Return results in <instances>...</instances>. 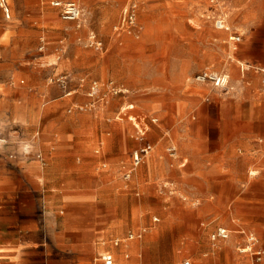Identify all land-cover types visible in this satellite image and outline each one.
I'll list each match as a JSON object with an SVG mask.
<instances>
[{
    "label": "crops",
    "instance_id": "1",
    "mask_svg": "<svg viewBox=\"0 0 264 264\" xmlns=\"http://www.w3.org/2000/svg\"><path fill=\"white\" fill-rule=\"evenodd\" d=\"M7 2L10 17L0 6V264H103L98 256L104 251L114 254L113 264H176L183 257L195 259L194 264H254L253 255L241 253L239 246L245 243L243 231L264 237V79L253 68L264 62H241L244 81L233 96L218 98L209 85L204 97L191 92L180 98L189 100L193 117L211 128L168 135L169 147L176 148L171 154L177 159L173 182L203 202L190 206L174 198L152 221L146 202L153 197L163 201L152 183L161 172L146 174L134 186L141 192L136 202L126 192L137 173L129 180L123 177L125 151L110 154L103 147L96 152V138L104 136L83 129L86 114L65 112L83 109V97L73 94L85 79L80 78V86L74 79L52 86L48 79L36 78V64L23 70L22 59L39 57V40L59 36L55 27L71 20L57 18L61 10L51 0ZM228 2L244 21L253 19L249 0ZM243 41L242 36L239 46ZM188 65L183 62L179 75L181 95L188 88L182 79ZM199 84L192 79L190 87ZM46 98L41 126L35 119ZM57 108L62 114L55 113ZM134 108L128 103L122 110ZM107 133L114 137L113 131ZM88 216L93 223L85 220ZM214 218L221 219L217 228L226 227L229 238H210ZM129 233L135 237L129 239ZM236 238L239 254L247 258L237 253ZM163 244L169 250L166 261L157 253ZM258 247L264 251L260 239ZM259 264H264V254Z\"/></svg>",
    "mask_w": 264,
    "mask_h": 264
},
{
    "label": "rangeland",
    "instance_id": "2",
    "mask_svg": "<svg viewBox=\"0 0 264 264\" xmlns=\"http://www.w3.org/2000/svg\"><path fill=\"white\" fill-rule=\"evenodd\" d=\"M73 1L82 7L80 21H65L63 25L55 27V31L60 32L59 36L52 40L46 38L45 42L39 40V57L22 59L23 70L32 66L31 63L36 64V78L39 81L46 78L52 86L61 83L65 77L68 82L74 79L72 83L77 86H80V78L85 79L84 86L73 94H81L83 100L80 105L84 108L70 111L71 107H68L65 112L78 111L86 114L87 117L81 123L83 129L99 132L104 136L101 139L96 138V152L102 151L103 147L110 154L121 155L125 151L121 156L128 169L132 166L133 152L147 142L153 144L152 153L134 170L138 175H133L126 191L138 202L141 192L134 186L141 182L146 174L161 172L163 176L152 183L163 201H158L152 196L153 199L146 202L150 207L149 215L152 221L154 216H160L161 211L169 208L170 201L174 198H179L190 206L201 205L202 199L192 197L173 182L177 159L169 150L168 135L174 138L177 133L188 129L207 128L208 125L211 128L210 123L199 122L198 117H193L195 113L190 110L189 100L180 99L182 96L188 97L191 92L204 97L211 88L202 84L198 85V89L190 87L192 77L197 71L208 66L220 72L230 73L226 91L215 90L217 97L223 98L238 93L244 81L240 69L241 62H264V0H249L255 15L248 21H244L226 0L229 4L227 10L231 29L242 33L244 37L243 43L237 49H234L230 42H225L230 32L222 30V33H219L221 31L216 28L214 19L206 18L209 17L208 14H212L207 11V0ZM131 1H136L139 9L138 31L130 34L126 27L122 28L121 18L124 8ZM55 16L61 17L59 11ZM79 23L81 26H78ZM92 33L102 42L101 46L90 39ZM42 45L45 47L40 50ZM184 61H189L182 78L188 88L181 95L183 80L179 79V75L182 73ZM47 66L53 68L49 73L44 69ZM95 82L98 86L97 92L90 95ZM121 87L123 90L116 93L115 89ZM48 100L46 98L39 103L35 123H40L41 126L45 122L41 110ZM128 103L135 104V108L122 110ZM62 112V108L55 110L59 115ZM129 115H134L135 118L132 117L131 120ZM109 131H113L114 137H107ZM127 143L125 150L123 148ZM164 183L171 185L175 192L171 193L169 188H164ZM213 204L217 206L218 203ZM75 210L84 212V209ZM103 212L105 213V210ZM85 220L93 223L95 219L88 216ZM218 225H223L221 219L214 218L210 225V238ZM259 239L264 244V237ZM220 241L213 242L216 246ZM239 241L240 239H235L238 254ZM168 251L167 244H163L157 252L160 254L159 258L166 261ZM239 255L247 258L246 255ZM193 260L196 263V260Z\"/></svg>",
    "mask_w": 264,
    "mask_h": 264
},
{
    "label": "built area",
    "instance_id": "3",
    "mask_svg": "<svg viewBox=\"0 0 264 264\" xmlns=\"http://www.w3.org/2000/svg\"><path fill=\"white\" fill-rule=\"evenodd\" d=\"M207 2H208L207 11L212 12V14H208V15L206 14L207 16H209L206 18L214 19L216 28L224 29L230 32L228 38L229 42L231 43L234 49H237L242 40L243 35L238 31H232V29L230 28L231 26L228 21L229 12L227 10L229 4H227L226 0H207ZM51 4L60 8L61 10L60 15L63 19L71 20V21H80L83 11L81 5L76 1L51 0ZM0 6L5 11L6 16L10 17V8L7 0H0ZM138 9H139L138 3L136 1H131L127 4V6L123 10V15L121 18V26L122 28L126 27L127 31L130 34L133 32L136 33L138 31L137 29ZM78 26H81V24L79 23ZM89 37L98 46L102 45V42L98 41L97 35L95 33H92ZM253 68L257 71H261L264 79V66L254 65ZM193 79L198 83L210 85L216 91L217 90L226 91L229 82V76L226 73L220 72L211 67H206L201 69L193 76ZM63 81L64 83L67 82V77H65ZM97 87H98L97 82H95V84L92 86V90H93L91 91L93 92L92 95H94L97 92ZM70 92L71 91H68V93ZM115 92L119 93L116 91V89ZM169 150L173 155L176 151V148L171 146ZM152 151H153V145L150 143H146L144 146L136 149L132 154V166L125 170L123 177L127 180L131 179L134 170L144 161L146 156H148ZM171 184H173L172 186H174L173 182ZM163 187L169 188L171 193L175 192V189H172L171 185H168V183H164ZM154 220L158 221L159 218L154 217ZM243 234L245 235V243L239 246V251L241 253L252 254L255 260L254 264H259V262L262 260L264 251L262 248L258 247L259 239L257 235L250 231H243ZM134 237L135 235L133 233H129L128 235L129 239H132ZM229 237H230V231L224 226L218 227L212 233V239L214 240L219 238L227 239ZM119 242H120L119 239L115 240V244H118ZM98 260L103 264H113L115 261V257L111 251H104L98 256ZM179 264H194V262L190 258H185Z\"/></svg>",
    "mask_w": 264,
    "mask_h": 264
},
{
    "label": "bare ground",
    "instance_id": "4",
    "mask_svg": "<svg viewBox=\"0 0 264 264\" xmlns=\"http://www.w3.org/2000/svg\"><path fill=\"white\" fill-rule=\"evenodd\" d=\"M230 28H231V27H230ZM217 29H219V28H217ZM219 30L226 31V30H224V29H219ZM226 74H227V73H226ZM227 75H228V74H227ZM228 76H229V75H228ZM229 77H230V76H229ZM122 90H123L122 87L116 89L117 92H120V91H122ZM92 93H93V92H90V95H92ZM94 93H95V92H94ZM127 107H128V106H127ZM129 107H130V106H129ZM134 118H135V117H134ZM256 172H257V171H256L255 169L251 171V173H256ZM196 202H197V201H196ZM4 252H5V251H4Z\"/></svg>",
    "mask_w": 264,
    "mask_h": 264
}]
</instances>
